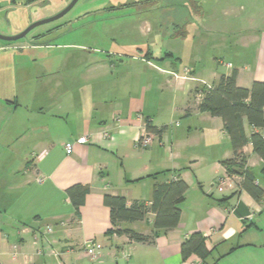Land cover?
Listing matches in <instances>:
<instances>
[{"label":"crops","instance_id":"crops-1","mask_svg":"<svg viewBox=\"0 0 264 264\" xmlns=\"http://www.w3.org/2000/svg\"><path fill=\"white\" fill-rule=\"evenodd\" d=\"M214 4V10L207 12L214 16L205 31L228 36L235 55L227 58L250 66L240 70L221 61L225 70L216 72V81L208 86L233 71L238 73L239 87L264 82V0H214ZM189 5H183L186 15L191 13ZM205 12L198 14L196 24H204ZM172 16L169 25L179 27L183 15ZM22 45L0 47V52L34 47ZM153 58L148 53L146 58H128L118 66L100 61L92 69L103 70L105 76L95 78L63 72L55 76L60 74L58 65L46 87L31 95L26 87L29 80L5 78V67H0V92L9 87L14 93L10 97L0 94L1 264H264V197L255 200L242 188V178L229 175L223 167L222 161L233 156L228 145L224 146L223 138L230 140L229 135L221 118L198 111L201 97L195 91L179 110L187 117L188 129L201 130L212 145L197 171L183 172L174 157L156 155L157 146L174 139L167 131L162 136L150 135L148 147L139 146L148 123L168 130L153 119L154 107L148 100L151 91L144 88L134 94L126 74L133 68L156 71ZM75 66L69 68L80 69V64ZM245 129L248 136L253 132L247 123ZM84 135L89 142L75 144L68 155L65 144ZM244 152L247 168L264 190V174L256 173L264 168L263 161L251 145ZM211 165H216L219 176L207 190L204 178ZM225 176L232 180L231 186L219 192L222 196H214L217 179ZM174 179L184 180L189 187L177 228L160 232L153 244L108 233L112 225L105 194L122 196L129 205L134 201L150 205L155 186ZM77 184L91 188L79 216L66 195ZM154 218L151 213L146 220L125 223L122 228L150 236ZM194 233L206 239L210 254L205 259L196 254L182 257L181 245Z\"/></svg>","mask_w":264,"mask_h":264},{"label":"rangeland","instance_id":"rangeland-1","mask_svg":"<svg viewBox=\"0 0 264 264\" xmlns=\"http://www.w3.org/2000/svg\"><path fill=\"white\" fill-rule=\"evenodd\" d=\"M24 1L16 0L12 4L11 0H0V35L21 34L32 24L58 15L73 0H41L30 6H25ZM197 2L201 3L205 14L215 8L214 0ZM186 4L191 8L187 15L183 6ZM178 13L183 16L179 19V27L174 28L172 23L169 25V18ZM213 16L214 13H210L204 24H196L199 15L190 0H80L66 16L35 28L24 39L16 42L0 39V47L34 46L23 51L0 52V67H5V78L19 76L21 82L29 80L26 87L31 95L46 87L45 84L54 77L52 70L56 71L58 65L60 74L55 76L63 72L67 76L95 78L101 74L105 76L103 70L92 69L100 61L118 66L128 58H146L151 53L158 73L133 68L126 71L127 78L134 94L144 88L151 91L148 100L154 107L153 119L168 126L166 134L174 136L169 143H164L165 148L163 145L156 147V155L160 158L172 156L179 161L183 172L193 173L203 164L207 148L212 145L207 143L201 130L188 129L187 117L179 108L186 106L196 88L216 81V72L225 70L221 61L233 63L235 69L240 70L250 66L247 62L241 65V62L227 58L235 55L228 36L205 31ZM188 20L191 22L187 23ZM182 34L186 36L180 37ZM75 64H80V69L69 68ZM19 89L22 93L23 87ZM0 94L4 97L14 95L9 87L3 88ZM223 139L231 154L230 140L228 137ZM159 142L157 139L156 143ZM262 170H256V173L263 176ZM217 173L216 165L209 166L204 188L212 189L214 183L210 181L219 176ZM222 195L214 190V196ZM0 211L4 213V210Z\"/></svg>","mask_w":264,"mask_h":264},{"label":"trees","instance_id":"trees-1","mask_svg":"<svg viewBox=\"0 0 264 264\" xmlns=\"http://www.w3.org/2000/svg\"><path fill=\"white\" fill-rule=\"evenodd\" d=\"M40 0H25V5H32ZM198 14L203 12L197 0H190ZM237 71L231 75H222L213 86H201L195 94L201 97L197 109L200 112H209L213 117L223 120L226 133L229 135L233 156L222 161L223 167L229 175L242 178V188L255 200L261 201L264 190L256 184V178L246 166L245 147L252 146L253 152L264 163V82L255 81L251 88L239 87ZM253 129L248 136L245 124ZM167 127H155L149 123L147 134L162 136ZM264 174V168L262 170ZM188 184L182 179L159 183L155 186L150 205L142 201H134L131 205L122 196L105 194L104 204L109 208L112 228L108 232L118 236L125 235L136 243L153 244L157 235L164 231L177 228L181 221L182 204L188 191ZM91 188L77 184L66 191L67 198L76 210L78 216L86 203ZM153 213V234L146 236L133 230L124 229L125 223L144 221ZM183 258L196 254L202 259L210 252L206 247V239L201 233H194L181 245Z\"/></svg>","mask_w":264,"mask_h":264},{"label":"built area","instance_id":"built-area-1","mask_svg":"<svg viewBox=\"0 0 264 264\" xmlns=\"http://www.w3.org/2000/svg\"><path fill=\"white\" fill-rule=\"evenodd\" d=\"M228 67H231V65H228ZM107 136V135H105ZM151 138H150V135L147 134L145 135L143 138H141L138 142L139 146L141 147H148L150 144H151ZM89 142V139H88V136L87 135H84V136H81L80 138H78L76 141H69L65 144V150H66V153L68 155H71L73 153V149H74V145L75 144H80V145H84V144H87ZM39 182H42V180H39ZM217 184H218V190L219 192H224L225 188L227 186H231L232 184V180L228 177V176H225V177H221V178H218L217 179ZM49 233H52L53 232V229L51 227H48V230H47ZM55 256H59L58 253H54ZM13 258L16 259L17 258V246H15L14 248V254H13ZM1 264V263H0ZM59 264H63V263H59Z\"/></svg>","mask_w":264,"mask_h":264},{"label":"water","instance_id":"water-1","mask_svg":"<svg viewBox=\"0 0 264 264\" xmlns=\"http://www.w3.org/2000/svg\"><path fill=\"white\" fill-rule=\"evenodd\" d=\"M80 0H73L69 6L67 8H65L62 12H60L58 15L52 17V18H49V19H46V20H43V21H40V22H37L35 24H32L31 26H29L26 30H24L21 34H18L16 36H3V35H0V39L3 40V41H8V42H16V41H19L21 39H24L26 38L35 28L39 27V26H42V25H45V24H48V23H51V22H54V21H57L61 18H63L64 16H66L75 6L76 4L79 2Z\"/></svg>","mask_w":264,"mask_h":264}]
</instances>
